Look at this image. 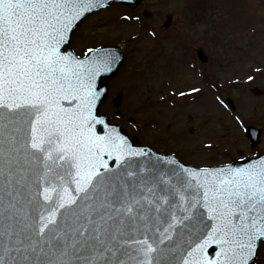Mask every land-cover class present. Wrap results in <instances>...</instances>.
Here are the masks:
<instances>
[{"label":"water","instance_id":"95a60500","mask_svg":"<svg viewBox=\"0 0 264 264\" xmlns=\"http://www.w3.org/2000/svg\"><path fill=\"white\" fill-rule=\"evenodd\" d=\"M113 1L140 0H0V264H250L264 155L196 168L134 145L98 113L123 50H63Z\"/></svg>","mask_w":264,"mask_h":264},{"label":"rangeland","instance_id":"374dc122","mask_svg":"<svg viewBox=\"0 0 264 264\" xmlns=\"http://www.w3.org/2000/svg\"><path fill=\"white\" fill-rule=\"evenodd\" d=\"M145 10L151 12L150 17L144 15ZM168 14L173 19L165 27ZM261 32L264 0H142L137 6L111 3L93 12L73 31L69 47L80 56L99 46L122 47L125 59L109 81V96L101 113L120 123L139 144L175 154L187 165L214 167L264 152V108L260 109L264 67L251 55L254 46L264 42L252 37ZM198 48L209 56L206 63L197 58ZM177 55L187 59L234 126L200 136L202 124L193 120L182 124L174 136L178 108L194 94H184L170 82ZM242 60L249 69L239 76L236 68L228 70ZM119 92L123 99L115 106L112 100ZM244 94L253 99L247 112L239 101ZM249 125L263 130L256 147L245 133ZM233 128L238 132L233 133ZM252 264H264V242Z\"/></svg>","mask_w":264,"mask_h":264},{"label":"bare ground","instance_id":"6f19581e","mask_svg":"<svg viewBox=\"0 0 264 264\" xmlns=\"http://www.w3.org/2000/svg\"><path fill=\"white\" fill-rule=\"evenodd\" d=\"M252 37H254L255 40L257 38H262L264 40V32ZM251 55H253L258 62L257 64L259 67H264V42L255 45ZM234 68H236V72H238L237 75L239 76L245 68L249 69V64L246 60H242L229 66L228 70L233 69L234 71ZM223 79L226 80V78ZM237 80H239V78H237L236 81ZM170 82H172V85H174L178 91L184 94L194 93L193 95H189V98L178 108L179 111L175 121L176 128L174 136L178 134V128L182 124L191 123L193 120L197 122V124H202L201 129L198 131L200 136L209 132H220V129L224 130L225 127L233 125L232 118L226 115L223 108L219 106L217 98L207 88L203 80L196 74L191 64L183 55H177L173 59ZM236 85H239V82H237ZM239 101L242 109L246 112L253 107V99H250L246 94H244ZM263 108L264 104L261 103L260 109ZM183 115L186 116L185 119L182 117ZM237 116L240 115L237 114ZM232 132L236 133L238 130L233 128ZM175 138L183 140V137ZM117 264H123V257L119 256Z\"/></svg>","mask_w":264,"mask_h":264}]
</instances>
